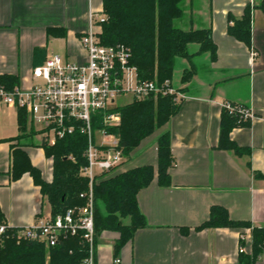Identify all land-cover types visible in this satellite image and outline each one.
Masks as SVG:
<instances>
[{
  "label": "crops",
  "instance_id": "obj_1",
  "mask_svg": "<svg viewBox=\"0 0 264 264\" xmlns=\"http://www.w3.org/2000/svg\"><path fill=\"white\" fill-rule=\"evenodd\" d=\"M253 2L258 6L251 12L249 47L230 36L227 27L232 22L229 18H239ZM260 2L183 1L184 15L175 25L183 30L209 29L215 57L205 52L190 60L175 59L171 83L186 98L117 169L156 167V139L169 133L170 185L159 186L155 175L137 193L146 226L135 231L116 255L122 264H238L241 233L245 235L244 251L251 252L248 228H196L208 220L214 206L224 208L233 221L264 227V10ZM89 9L101 12L102 0H0V75H17L18 85L26 86L31 69L51 55L83 61L79 37L88 30ZM188 50L195 53L198 44H189ZM251 51L256 53L254 59ZM191 68L192 77L182 83L183 71ZM224 101L245 105L254 114L229 132L230 140L250 150L248 155L218 147L220 103ZM26 131L32 135L19 138L17 111L0 105V224L13 228L29 226L50 213L48 201L28 172L11 178L12 151L21 145L41 178L52 179V158L45 155L28 122ZM118 236L110 230L99 234L95 264L111 263ZM258 263L264 264V252Z\"/></svg>",
  "mask_w": 264,
  "mask_h": 264
},
{
  "label": "trees",
  "instance_id": "obj_2",
  "mask_svg": "<svg viewBox=\"0 0 264 264\" xmlns=\"http://www.w3.org/2000/svg\"><path fill=\"white\" fill-rule=\"evenodd\" d=\"M184 0H102L105 21L101 24L100 40L106 45H123L130 51L129 64L134 66L140 80L171 81L175 59L190 58L208 52L215 57V46L209 29L183 30L175 25L182 18ZM255 2L247 4L239 18L232 20L227 33L235 39L251 46V12L257 7ZM259 7L264 10V0ZM198 44V50L191 54L188 45ZM38 50H35V53ZM193 70L185 69L181 82L186 83ZM17 75H0V86L11 89L18 85ZM178 109V103L170 95H152L143 100H131L115 110L120 115V123L109 127L119 139V148L125 158H129L141 142L156 129L162 127ZM220 135L218 147L231 150L237 155H248V148L237 146L229 138L233 127L249 121L221 109ZM21 137L31 136L26 131L27 115L17 111ZM85 138L80 133L58 140L53 146H43L47 157L52 158L53 173L50 182L41 178L40 171L34 167L21 145L12 151L11 178L16 179L28 172L39 185L42 196L50 205V214L55 217L66 209L80 206L84 200L79 196L87 190L88 181L80 176L84 166L83 149ZM157 165H144L119 173L98 176L92 185L94 197L95 244L104 230L116 231L118 238L113 243L114 255H118L123 245L132 239L135 231L146 226V220L137 202V193L146 187L156 175L159 186H169L168 169L173 158L170 150L168 132L156 139ZM72 157V159L70 158ZM115 173V172H113ZM255 177H262L254 173ZM128 222H125V220ZM0 223L2 214L0 212ZM0 234V264H81L87 256L85 246L78 236H67L54 246L46 247L41 242L18 239V228L9 227ZM210 227L248 228L252 238L250 253L244 251L245 235L240 234L238 242V264H259L264 252V227L251 226L248 222L233 221L227 211L219 206L210 210L209 218L196 229Z\"/></svg>",
  "mask_w": 264,
  "mask_h": 264
},
{
  "label": "built area",
  "instance_id": "obj_3",
  "mask_svg": "<svg viewBox=\"0 0 264 264\" xmlns=\"http://www.w3.org/2000/svg\"><path fill=\"white\" fill-rule=\"evenodd\" d=\"M87 19L88 30L79 37L83 61L57 54L47 57L31 69L28 85H15L11 89L0 86V105L23 110L41 146H53L77 132L84 136L85 165L79 171L88 181L87 190L79 195L84 203L66 209L61 215L53 217L49 213L29 226L18 228L16 237L49 247L67 236H78L87 251L81 264H95L92 185L98 176L116 171L127 159L119 148L118 137L108 131L120 123L116 98L129 95L131 100H140L151 95H170L179 103L186 95L175 89L169 79L161 83L140 80L136 68L129 64V49L101 42L99 34L105 14L89 9ZM255 56L251 51V58ZM220 106L240 120L250 121L254 117L252 110L242 104L224 101ZM5 228V224H0V234ZM110 264L122 261L115 256Z\"/></svg>",
  "mask_w": 264,
  "mask_h": 264
},
{
  "label": "rangeland",
  "instance_id": "obj_4",
  "mask_svg": "<svg viewBox=\"0 0 264 264\" xmlns=\"http://www.w3.org/2000/svg\"><path fill=\"white\" fill-rule=\"evenodd\" d=\"M148 97H150V96H148ZM148 97H145V98H143V99H146V98H148ZM154 98H156V96H153ZM143 99H140V100H143ZM130 100H131V96H129V95H124V96H120V97H117L116 98V100H115V105L116 106H121V105H123V104H126V103H128V102H130ZM159 129V128H158ZM157 130V129H156ZM156 130L150 135V136H153V134L156 132ZM144 141V140H143ZM142 141V142H143ZM141 142V143H142ZM135 151V150H134ZM127 163V162H126ZM115 173H110V174H112L111 176H113V174H116V173H119V172H121V171H119L118 172V170L117 171H114ZM125 222H128V220L126 219L125 220Z\"/></svg>",
  "mask_w": 264,
  "mask_h": 264
}]
</instances>
